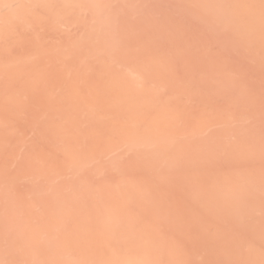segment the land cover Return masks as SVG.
Wrapping results in <instances>:
<instances>
[{
    "label": "rangeland",
    "instance_id": "obj_1",
    "mask_svg": "<svg viewBox=\"0 0 264 264\" xmlns=\"http://www.w3.org/2000/svg\"><path fill=\"white\" fill-rule=\"evenodd\" d=\"M263 240L264 0H0V264Z\"/></svg>",
    "mask_w": 264,
    "mask_h": 264
},
{
    "label": "bare ground",
    "instance_id": "obj_2",
    "mask_svg": "<svg viewBox=\"0 0 264 264\" xmlns=\"http://www.w3.org/2000/svg\"><path fill=\"white\" fill-rule=\"evenodd\" d=\"M59 3H61L60 1H59ZM86 5L87 6H90L91 5V2L90 1H88V2H86ZM261 240H259V239H254V244H258V242H260ZM264 244V240L260 243V245L261 244ZM142 250V249H141ZM231 251H232V244L230 245V249H229V255H225V256H215V257H213L212 256V263L213 264H232V254H231ZM148 253H150V254H154V252H152V251H149ZM234 256H236V255H234ZM256 264H264V253L263 252H259L258 254H257V257H256V259H255V261H254ZM132 264H141L138 260H136V257L134 258V262L132 263ZM148 264H157L154 260H151V262L150 263H148Z\"/></svg>",
    "mask_w": 264,
    "mask_h": 264
}]
</instances>
